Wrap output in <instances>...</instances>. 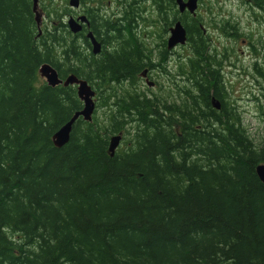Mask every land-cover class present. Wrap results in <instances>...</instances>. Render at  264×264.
<instances>
[{
    "label": "trees",
    "instance_id": "16d2710c",
    "mask_svg": "<svg viewBox=\"0 0 264 264\" xmlns=\"http://www.w3.org/2000/svg\"><path fill=\"white\" fill-rule=\"evenodd\" d=\"M59 1L38 0L39 34L33 0H0V264H264V143L225 102L203 20L150 0L164 34L153 60L138 35L145 0H78L88 27L76 35ZM247 3L264 15V0ZM177 20L190 51L175 65L184 87L150 98L137 82L166 73ZM43 64L97 98L91 123L79 118L59 149L52 136L82 105L74 87L45 84ZM117 135L124 148L110 157Z\"/></svg>",
    "mask_w": 264,
    "mask_h": 264
},
{
    "label": "rangeland",
    "instance_id": "374dc122",
    "mask_svg": "<svg viewBox=\"0 0 264 264\" xmlns=\"http://www.w3.org/2000/svg\"><path fill=\"white\" fill-rule=\"evenodd\" d=\"M110 1L105 0L104 3ZM68 2L69 0H62L55 4L57 9H66L63 14L65 23L69 17L83 13L84 10L83 5L78 10H71ZM46 4L47 1H44L43 5ZM140 6L145 12L142 14L144 21H140L138 25L139 39L144 37L143 44L152 48V58L155 60L158 45L164 36L163 30L157 20L156 7L150 0H145ZM41 7L38 5V13L41 15L40 30L43 31L47 23ZM198 16L205 21L203 26L211 51L221 61L220 75L224 84L225 102L237 108L243 126L254 144L264 143V15L252 9L244 0H200L194 17ZM176 18H179V13ZM189 53L187 47L169 52L171 56L167 58L166 73H162L160 69L151 70L147 81L153 85L148 87L145 80L141 79L137 82V90L150 98L168 94L174 95L176 99L177 90L183 88L184 84L177 75L175 65L190 56ZM96 99H93L94 105H97ZM103 113V109H97L96 116L102 118L105 115ZM118 148L123 149L124 144H120Z\"/></svg>",
    "mask_w": 264,
    "mask_h": 264
},
{
    "label": "water",
    "instance_id": "95a60500",
    "mask_svg": "<svg viewBox=\"0 0 264 264\" xmlns=\"http://www.w3.org/2000/svg\"><path fill=\"white\" fill-rule=\"evenodd\" d=\"M197 1L198 0H175V5L177 6L179 14L184 12L194 15L197 10ZM69 8L78 9L79 1L78 0H69L68 2ZM32 12L34 14V20L40 34V23H41V15L38 13V0H33L32 2ZM66 25L68 27L69 32L72 35L79 34L83 27H88L87 18L84 15H81L74 19L70 17ZM86 39L90 42L91 45V53L93 56H97L101 52V45L96 41L91 32H88L85 35ZM187 44L186 31L183 28L180 21L174 23L172 27L168 30V37L166 39V50L168 52L173 51L177 47H183ZM38 75L41 79L44 80L45 84L50 88H55L57 86L62 85L64 88L68 86L76 87V94L78 100L82 103V109L75 113L70 120L65 123L60 129H58L54 135L52 136V143L55 148L64 147L70 138V134L72 131V127L74 123L81 118L84 122L90 123L92 113L94 112V102L93 98L95 96L94 91L91 87L83 80L77 79L74 75L67 76L64 80L59 79L57 72L49 65L43 64L38 69ZM147 75V70H144L142 73V77L145 79ZM146 85L152 86L153 83H149L147 80ZM212 107L214 110H220V103L212 99L211 101ZM121 136L117 135L110 139L109 142V156L113 157L116 148H118L120 144ZM256 176L260 180L261 183L264 184V164H259L256 169Z\"/></svg>",
    "mask_w": 264,
    "mask_h": 264
},
{
    "label": "flooded vegetation",
    "instance_id": "af4514ba",
    "mask_svg": "<svg viewBox=\"0 0 264 264\" xmlns=\"http://www.w3.org/2000/svg\"><path fill=\"white\" fill-rule=\"evenodd\" d=\"M200 0H198L197 1V3L199 2ZM244 2L245 3H247V0H244ZM248 4V3H247ZM249 6H250V4H249ZM251 7V6H250ZM258 11V10H257ZM258 13L259 14H262L261 12H259L258 11ZM187 13L186 12H184V13H182V15H186ZM81 15H84L82 12H79L78 14H76V15H74V19H76L77 17H79V16H81ZM188 16V15H187ZM192 17H194V16H192ZM172 26V25H171ZM200 29L202 30V32H203V34L205 35L206 34V32H205V28H204V26L203 25H200ZM83 32V29H82V31L79 33V34H81ZM83 36H85V33L84 34H82ZM90 43V42H89ZM178 48H180V47H178ZM171 56V55H170ZM150 74V71H148L147 72V75H146V77H145V79L144 78H142V79H144V80H147V77H148V75ZM69 87H72V86H69ZM75 88V87H74Z\"/></svg>",
    "mask_w": 264,
    "mask_h": 264
},
{
    "label": "bare ground",
    "instance_id": "6f19581e",
    "mask_svg": "<svg viewBox=\"0 0 264 264\" xmlns=\"http://www.w3.org/2000/svg\"><path fill=\"white\" fill-rule=\"evenodd\" d=\"M256 11H257V10H256ZM257 12H258V11H257ZM103 31H104V30H103ZM186 45H187V44H186ZM177 48H178V47H177ZM175 49H176V48H175ZM108 51H109V50H108ZM172 52H173V51H172ZM142 78H143V77H142V73H141V75H140V79H142ZM211 101H212V100H211ZM92 115H93V113H92ZM62 126H63V125H62ZM62 126H61V127H62ZM61 127H60V128H61ZM60 128H59V129H60ZM111 138H112V137H111ZM121 139H122V138H121ZM120 141H121V140H120ZM109 142H110V140H109ZM116 150H117V148H116ZM108 152H109V148H108Z\"/></svg>",
    "mask_w": 264,
    "mask_h": 264
}]
</instances>
